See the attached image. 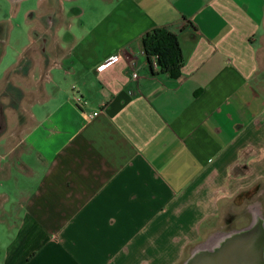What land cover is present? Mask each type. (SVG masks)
Returning <instances> with one entry per match:
<instances>
[{"label":"crops","instance_id":"crops-1","mask_svg":"<svg viewBox=\"0 0 264 264\" xmlns=\"http://www.w3.org/2000/svg\"><path fill=\"white\" fill-rule=\"evenodd\" d=\"M65 1L30 16L0 264H184L264 184V0ZM156 28L179 37V77L153 73Z\"/></svg>","mask_w":264,"mask_h":264},{"label":"rangeland","instance_id":"rangeland-1","mask_svg":"<svg viewBox=\"0 0 264 264\" xmlns=\"http://www.w3.org/2000/svg\"><path fill=\"white\" fill-rule=\"evenodd\" d=\"M62 1L67 9L72 5L68 1ZM39 5L40 0H22L14 4L8 0H0V135L4 137L1 143L4 142L7 145L9 142L8 147L0 146V158H15L11 151L20 137L19 125L28 123L27 116L21 113L22 107H27L28 99L23 102V98L20 97L28 95L31 85L28 75V59L31 54L26 51V48L31 44L33 24L30 16ZM42 42L41 40L40 43ZM20 55L22 57L19 61ZM260 189L259 192L255 190L229 201L222 208L212 228L213 235L226 234L247 227L251 223L253 214L262 216L264 219L263 183ZM1 202L2 198H0ZM3 213L0 211V219L4 218ZM10 213L11 211L5 213V217L8 218ZM208 238H204L202 244Z\"/></svg>","mask_w":264,"mask_h":264},{"label":"water","instance_id":"water-1","mask_svg":"<svg viewBox=\"0 0 264 264\" xmlns=\"http://www.w3.org/2000/svg\"><path fill=\"white\" fill-rule=\"evenodd\" d=\"M184 264H264V219L256 215L245 228L214 235Z\"/></svg>","mask_w":264,"mask_h":264},{"label":"trees","instance_id":"trees-1","mask_svg":"<svg viewBox=\"0 0 264 264\" xmlns=\"http://www.w3.org/2000/svg\"><path fill=\"white\" fill-rule=\"evenodd\" d=\"M142 46L148 61L152 65L157 59L156 75L167 74L179 77L184 65V55L180 46L179 37L166 28H156L145 34Z\"/></svg>","mask_w":264,"mask_h":264},{"label":"built area","instance_id":"built-area-1","mask_svg":"<svg viewBox=\"0 0 264 264\" xmlns=\"http://www.w3.org/2000/svg\"><path fill=\"white\" fill-rule=\"evenodd\" d=\"M117 60H118V57L116 56V57H114L110 62H108L107 64L101 66L100 69L105 68L107 65H109V64H111V63H113V62H116ZM151 66H152L154 69H157V59H156V58L153 59V61H152V65H151ZM133 77H134L135 79L138 78V76H137L135 73L133 74ZM77 102H78V104L81 106L82 103H83V99H82V98H78V99H77ZM98 115H99V113H94L93 116H92L91 118L93 119V118H95V117L98 116Z\"/></svg>","mask_w":264,"mask_h":264},{"label":"flooded vegetation","instance_id":"flooded-vegetation-1","mask_svg":"<svg viewBox=\"0 0 264 264\" xmlns=\"http://www.w3.org/2000/svg\"><path fill=\"white\" fill-rule=\"evenodd\" d=\"M252 216H253V217H252V220H251V222L254 220V218H255V216H256V215H255V214H253Z\"/></svg>","mask_w":264,"mask_h":264}]
</instances>
